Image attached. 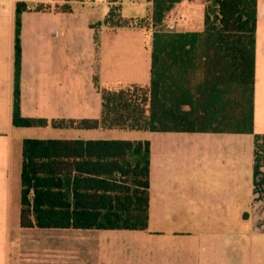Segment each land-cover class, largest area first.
<instances>
[{"label":"crops","instance_id":"obj_1","mask_svg":"<svg viewBox=\"0 0 264 264\" xmlns=\"http://www.w3.org/2000/svg\"><path fill=\"white\" fill-rule=\"evenodd\" d=\"M17 1L0 0V264H264V0L257 3L253 132L236 134L245 139L204 132L110 137L107 132L112 130L14 126ZM25 1L28 10L21 14L20 25L21 116L98 119L95 80L100 87L148 84L151 31L100 24L108 0H71L70 12L55 11L53 0ZM37 2L50 4V9L33 10ZM193 2L181 0L174 10ZM147 7V0H121V15L143 17ZM180 133L207 138L187 139ZM26 138L147 140V228L21 227V144ZM239 191H250L248 201L237 195ZM240 211L248 218H238Z\"/></svg>","mask_w":264,"mask_h":264},{"label":"trees","instance_id":"obj_2","mask_svg":"<svg viewBox=\"0 0 264 264\" xmlns=\"http://www.w3.org/2000/svg\"><path fill=\"white\" fill-rule=\"evenodd\" d=\"M70 12L71 0H53ZM181 0H147L143 17L121 15L108 0L102 25L151 31L150 78L100 94L98 119L26 118L20 114V25L15 4L12 124L16 127L150 132H253L254 51L258 0H206L200 31H175L166 16ZM58 2H61L58 4ZM35 11L50 9L37 2ZM147 140L23 139L19 224L30 228L145 230L148 225Z\"/></svg>","mask_w":264,"mask_h":264},{"label":"rangeland","instance_id":"obj_3","mask_svg":"<svg viewBox=\"0 0 264 264\" xmlns=\"http://www.w3.org/2000/svg\"><path fill=\"white\" fill-rule=\"evenodd\" d=\"M206 0H194L192 4H187L186 6L182 7V9H176L172 12H170L166 18L165 22L171 23L172 26H174L172 29L175 31H200L203 28V8L205 5ZM182 14L184 16V21H180L178 19L179 15ZM166 23V24H167ZM97 44L101 42L99 36L96 37ZM99 51V49H98ZM100 52V51H99ZM109 82V81H108ZM103 86L109 89H115L119 88L116 85H111L110 83H106ZM108 136L112 137L114 135H118L120 133L124 134L127 133V135H138L142 136L141 138H148L150 136H153L157 133L148 132V131H119V130H112L110 132H107ZM178 135H184L187 139H198V138H207L205 134L200 133H180ZM214 137V139H218V136H210V138ZM223 139H245L243 138V135H226L223 136ZM243 201H248V196H250V191H239L237 194ZM236 216L238 218H248L245 216L244 212L236 213Z\"/></svg>","mask_w":264,"mask_h":264},{"label":"built area","instance_id":"obj_4","mask_svg":"<svg viewBox=\"0 0 264 264\" xmlns=\"http://www.w3.org/2000/svg\"><path fill=\"white\" fill-rule=\"evenodd\" d=\"M178 19H179L180 21H184V16H183L182 14H180L179 17H178ZM167 27H168L169 29H172L174 26H172L171 23H167Z\"/></svg>","mask_w":264,"mask_h":264}]
</instances>
